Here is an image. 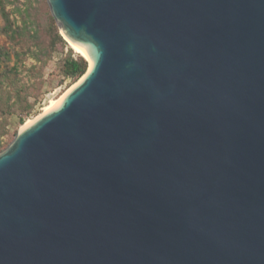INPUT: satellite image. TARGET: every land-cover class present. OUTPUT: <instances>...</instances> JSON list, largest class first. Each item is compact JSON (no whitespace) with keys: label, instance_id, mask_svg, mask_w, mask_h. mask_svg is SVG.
I'll return each instance as SVG.
<instances>
[{"label":"water","instance_id":"95a60500","mask_svg":"<svg viewBox=\"0 0 264 264\" xmlns=\"http://www.w3.org/2000/svg\"><path fill=\"white\" fill-rule=\"evenodd\" d=\"M47 3L90 62L0 151V264H264V0Z\"/></svg>","mask_w":264,"mask_h":264},{"label":"trees","instance_id":"16d2710c","mask_svg":"<svg viewBox=\"0 0 264 264\" xmlns=\"http://www.w3.org/2000/svg\"><path fill=\"white\" fill-rule=\"evenodd\" d=\"M0 16V33L7 41L0 45L1 151L36 113L45 94L67 79V86L72 85L88 61L63 38L47 0H0ZM54 60L57 73L46 74Z\"/></svg>","mask_w":264,"mask_h":264},{"label":"rangeland","instance_id":"374dc122","mask_svg":"<svg viewBox=\"0 0 264 264\" xmlns=\"http://www.w3.org/2000/svg\"><path fill=\"white\" fill-rule=\"evenodd\" d=\"M3 24V20L0 16V26ZM7 41H6V38L4 35H2L0 33V45L2 44H6ZM69 44V43H68ZM70 46V45H69ZM71 47V46H70ZM74 50V49H73ZM67 51V48H65V52ZM75 52V51H74ZM77 53V52H75ZM79 54V53H77ZM57 58H59L57 56ZM57 60V59H55ZM52 61L49 66L46 68V74L48 73H57V62L56 61ZM68 82H69V79L65 80L63 84L53 88L51 91L47 92L45 94V97L43 98V100L41 101L40 104L37 105L36 107V113L29 116L27 119L29 118H32V117H35L36 115L40 114L41 112H43L44 108L53 100L57 99L67 88H68ZM26 119V120H27ZM26 122V121H25Z\"/></svg>","mask_w":264,"mask_h":264},{"label":"bare ground","instance_id":"6f19581e","mask_svg":"<svg viewBox=\"0 0 264 264\" xmlns=\"http://www.w3.org/2000/svg\"><path fill=\"white\" fill-rule=\"evenodd\" d=\"M70 46L74 49V51H77L78 53H80L81 55H83L84 57H86L88 59V61L90 62L89 58L87 57V54H85L80 48H78L76 45H74L73 43L70 42ZM71 88L68 87L57 99L51 101L45 108L43 111L48 110L50 107H52L69 89ZM38 116V115H37ZM37 116L29 118L26 120V122L22 125L26 126L27 124H29L31 121H33Z\"/></svg>","mask_w":264,"mask_h":264}]
</instances>
